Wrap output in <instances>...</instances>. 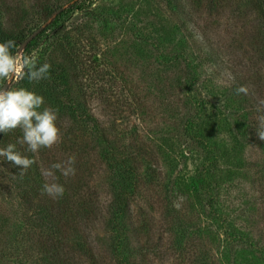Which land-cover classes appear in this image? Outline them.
Listing matches in <instances>:
<instances>
[{
    "label": "rangeland",
    "instance_id": "obj_1",
    "mask_svg": "<svg viewBox=\"0 0 264 264\" xmlns=\"http://www.w3.org/2000/svg\"><path fill=\"white\" fill-rule=\"evenodd\" d=\"M224 1L216 0L208 14L206 0H178V6L169 0H0L3 30L25 36L13 54L36 52L37 63H50L55 74L53 84L47 77L30 80V87L50 93L56 86L70 97L56 108L57 124L69 121L88 137L89 149L96 145L77 171L100 211L93 233L103 234L115 177L87 129L96 123L125 153L137 147L148 153L140 171L148 172L131 206L160 237L156 264H194L184 252L213 264H264V62L249 44L239 52L232 16L239 0ZM199 42L218 52L217 66ZM232 69L260 79L252 76L249 93H237L244 78L231 81ZM84 114L96 122L77 116ZM35 154L43 173L46 154ZM6 162L0 161V264H49L37 248L39 231L31 228L35 212L13 191ZM182 220L191 226L187 234ZM177 239L185 245L181 252L168 244Z\"/></svg>",
    "mask_w": 264,
    "mask_h": 264
},
{
    "label": "trees",
    "instance_id": "obj_2",
    "mask_svg": "<svg viewBox=\"0 0 264 264\" xmlns=\"http://www.w3.org/2000/svg\"><path fill=\"white\" fill-rule=\"evenodd\" d=\"M206 1L207 10L204 12L209 14L211 10L215 11L217 8L214 7L216 0ZM226 1L228 0L224 2ZM169 2L178 6V0H169ZM235 8H237V13L235 14L233 9L232 16L237 22L233 26L237 29H233V31L236 33L235 39L238 40L236 45L238 50L241 48L240 45L249 44L251 47L253 46L254 55L257 56V59L259 58L264 62V0H239ZM224 19L223 24L225 25V21H228L229 17ZM208 25H211V20L207 21L205 26ZM190 31L192 32V30ZM14 35L4 31L0 24V41L12 39L16 41V48L20 42L24 41L25 36L16 34L14 37ZM194 35L199 36L196 33ZM32 39L26 43L24 48L26 52L33 43ZM197 40L194 42H198ZM233 41L237 43L234 39ZM199 46L202 51H205L203 53L206 54L210 63L217 66L218 61L214 55L218 52L209 45L204 47L200 42ZM15 48L12 49V52L15 51ZM239 52L244 55L243 51L239 50ZM240 59L242 58L240 57ZM52 73L49 74L48 79L53 84L51 78L55 74ZM252 76L260 79L258 75L241 76V73L236 69H232L230 74L231 81H237L240 77L244 78V81L239 83L240 86H248L247 81ZM54 79L58 80L59 78ZM10 87H25L34 90L44 96V106L54 109L63 107L64 103L71 101L70 97H65L58 92L56 86L49 88L50 93H47L41 85L31 88L30 80L27 77L20 81H13ZM59 114L63 116L62 113L59 112ZM85 115L77 116H81L88 124L96 122V119L92 120ZM74 117L76 116L72 118ZM65 121L67 120H61L60 124H57L61 134L59 142L50 148L42 147L39 149L42 155L45 152L48 167L56 162L63 164L69 157H74V176L65 177L59 170H54L55 176L61 178L57 182L63 184L65 188L63 196L53 198L43 191V185L46 182H51L52 178L47 177L45 180L40 171L42 164L37 160L35 153L23 151L27 145L17 144V148L34 159L35 163L30 168L22 172L19 166L6 162L5 169L9 172V174L7 173L10 175L8 180L13 183V191L16 192L21 203L24 202L27 205L29 203V207L35 212L30 218L33 220L31 228L39 231L37 234L38 250L44 257L48 258L49 264H156L153 257L158 254L161 244L160 237L156 236L153 225L148 223V218L137 219L133 215L131 206L134 200L131 196L140 183V176L144 178L148 172L146 170L140 172L149 163V159L146 158L148 153L139 147L134 152L125 153L127 147L121 145L117 137H112V133L108 134L107 128L95 125L96 123L87 129V133L92 138L95 137L94 140H97L98 145H100L101 149L97 152L99 157L109 167V171L114 173L113 178L115 177L113 182L110 179L113 184L111 186L113 199H111L110 207L108 206V211H106L108 221H104V227H101L103 234L101 235L100 231L93 233L95 229L91 230L90 224L99 220L100 211L94 204V197L86 189L87 181L78 184L82 175H77V171L79 170L80 173L84 165L83 157L88 156L90 150L94 151L96 145L94 143L92 149H89L88 137L84 135L81 137V130L75 129L72 123L66 124ZM20 130L16 128L6 134H0V147L8 143H16L17 138L22 136ZM116 176L120 178H116ZM33 201L35 202L34 206L30 205ZM181 228L183 234H187L191 226L187 220H182ZM168 244L174 251L181 252L185 249L183 240L180 239L175 240V242L170 240ZM184 253L185 255L188 254L189 260L194 264L214 263L212 259H204L202 254Z\"/></svg>",
    "mask_w": 264,
    "mask_h": 264
},
{
    "label": "clouds",
    "instance_id": "obj_3",
    "mask_svg": "<svg viewBox=\"0 0 264 264\" xmlns=\"http://www.w3.org/2000/svg\"><path fill=\"white\" fill-rule=\"evenodd\" d=\"M95 3L92 7H95ZM16 41L7 39L0 41V134L19 128L22 136L16 143H8L0 147V161L11 162L26 171L35 163L34 159L22 153L17 144L27 145L26 152L36 153L39 149L50 148L60 140V128L57 126V110L44 106V96L25 87H10L13 81H20L27 77L29 80L39 81L49 75L51 64H38V54H23L17 50L13 54ZM231 78V77H230ZM237 93H247L248 86L241 85ZM264 138V133L260 134ZM74 157L66 162L53 163L42 173L51 177V182L43 185V191L53 198L63 196L65 188L57 182L54 170H59L65 177L73 175Z\"/></svg>",
    "mask_w": 264,
    "mask_h": 264
}]
</instances>
